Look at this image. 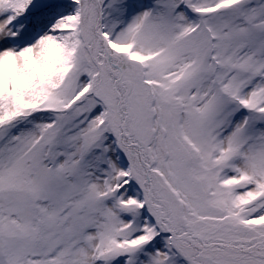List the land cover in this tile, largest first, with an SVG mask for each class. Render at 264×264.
<instances>
[{
  "label": "snow or ice",
  "instance_id": "1",
  "mask_svg": "<svg viewBox=\"0 0 264 264\" xmlns=\"http://www.w3.org/2000/svg\"><path fill=\"white\" fill-rule=\"evenodd\" d=\"M0 264H264V0H0Z\"/></svg>",
  "mask_w": 264,
  "mask_h": 264
}]
</instances>
